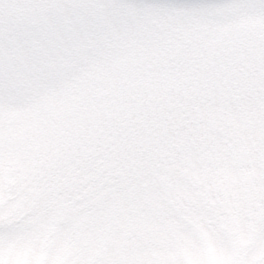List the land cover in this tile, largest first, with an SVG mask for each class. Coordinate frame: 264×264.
<instances>
[{"label":"snow or ice","instance_id":"6c2138e0","mask_svg":"<svg viewBox=\"0 0 264 264\" xmlns=\"http://www.w3.org/2000/svg\"><path fill=\"white\" fill-rule=\"evenodd\" d=\"M0 264H264V0H0Z\"/></svg>","mask_w":264,"mask_h":264}]
</instances>
